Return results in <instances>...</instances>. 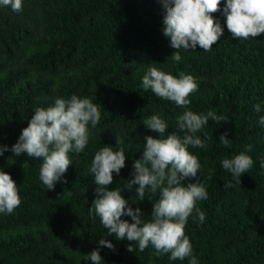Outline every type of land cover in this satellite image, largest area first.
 <instances>
[{
    "label": "trees",
    "instance_id": "obj_1",
    "mask_svg": "<svg viewBox=\"0 0 264 264\" xmlns=\"http://www.w3.org/2000/svg\"><path fill=\"white\" fill-rule=\"evenodd\" d=\"M225 4L221 0L211 14L224 29L217 43L210 51L180 49V62L172 60L175 49L162 31L161 0H23L19 13L0 6V146L9 149L0 156V169L16 182L22 201L13 213H0V264H92L87 254L107 235L88 210L96 199L89 173L95 153L104 145L125 148L126 166L113 173L109 188L123 186L142 156L144 137L159 138L144 121L158 114L171 133L185 111L142 88L152 66L194 76L198 90L188 107L228 117V123L210 120L197 133L206 139L205 148L189 147L201 163L196 179L208 192L197 201L205 220L194 211L185 228L198 264H264V35L234 38ZM73 94L101 104V120L95 128L89 125L88 145L72 154L73 164L55 190H47L39 178L42 158L14 156L11 147L36 108ZM226 131L229 147L220 144ZM248 145L254 164L239 184L222 161ZM189 182L195 180L184 183ZM135 187L122 195L150 219L159 190L139 202ZM106 238L115 250L100 247L103 264H189L190 258L157 255L151 245L141 252L135 241ZM130 244L134 252L127 250Z\"/></svg>",
    "mask_w": 264,
    "mask_h": 264
},
{
    "label": "clouds",
    "instance_id": "obj_2",
    "mask_svg": "<svg viewBox=\"0 0 264 264\" xmlns=\"http://www.w3.org/2000/svg\"><path fill=\"white\" fill-rule=\"evenodd\" d=\"M161 3L166 11L162 31L175 49L171 55L174 62L182 60L180 49L195 50L199 46L210 51L223 35L224 29L211 15L220 10L221 0H161ZM0 6L19 13L23 10V0H0ZM223 13L227 29L234 38L264 35V0H226ZM142 88L185 109L177 117L178 131L167 133L168 124L158 114L146 119L144 125L158 133L159 138L144 137L146 143L141 158L133 163L132 178L111 190L113 173L119 175L126 166L125 148L114 150L112 146L104 145L97 151L89 168L96 186V199L88 209L89 215L99 217L107 231V235L99 240L100 247L114 251V244L106 237L115 236L117 240L135 241L141 252L151 245L157 255L169 254L173 261L190 258L189 264H198L185 228L194 211L201 223L205 220V213L197 207V201L206 200L208 192L202 181L196 179L201 163L189 147L205 148L206 139H201L197 133L210 120L228 123V117L214 111L197 113L188 107L190 95L198 90L197 80L190 74L181 72L175 76L152 66L142 78ZM101 106L92 98L73 94L67 99L57 97L51 106L36 108L28 126L22 129L18 141L12 145V153L42 158L39 178L47 190H55V184L62 181L73 164L72 154L83 152L88 145L89 125L95 128L100 122ZM254 108L260 111L259 105ZM260 123L264 124V116ZM119 143L117 138V145ZM220 144L230 146L227 131L220 136ZM8 150L6 145L0 146V156ZM248 151H251V145L222 161V167L239 184L242 174L254 164ZM189 179L195 182L185 184ZM63 182L67 183L66 179ZM134 186H138L135 193L139 202L145 200L146 192L155 194L159 190V199L153 204L150 219H145L141 208L129 206V200L122 195L125 190L132 191ZM19 192L11 175L0 169V213L11 214L19 207L22 202ZM123 216L131 217L132 222L122 219ZM100 247L87 254L92 264H103ZM127 250L134 252L131 244Z\"/></svg>",
    "mask_w": 264,
    "mask_h": 264
}]
</instances>
